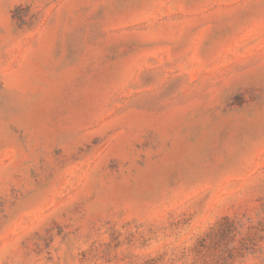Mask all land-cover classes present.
I'll use <instances>...</instances> for the list:
<instances>
[{"label":"rangeland","instance_id":"rangeland-1","mask_svg":"<svg viewBox=\"0 0 264 264\" xmlns=\"http://www.w3.org/2000/svg\"><path fill=\"white\" fill-rule=\"evenodd\" d=\"M0 264H264V0H0Z\"/></svg>","mask_w":264,"mask_h":264}]
</instances>
